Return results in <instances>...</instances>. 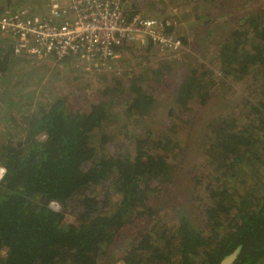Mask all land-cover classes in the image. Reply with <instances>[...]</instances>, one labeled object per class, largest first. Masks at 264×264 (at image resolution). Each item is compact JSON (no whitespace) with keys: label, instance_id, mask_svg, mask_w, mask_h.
Returning a JSON list of instances; mask_svg holds the SVG:
<instances>
[{"label":"trees","instance_id":"obj_1","mask_svg":"<svg viewBox=\"0 0 264 264\" xmlns=\"http://www.w3.org/2000/svg\"><path fill=\"white\" fill-rule=\"evenodd\" d=\"M4 1L0 0V16L9 10ZM126 15L131 18L134 14ZM243 26L249 29V38L235 29L220 44L219 68L223 77L236 82L245 81L251 70L259 71L260 99L257 106L251 103L247 120L240 118L248 123L242 130H234L235 120L223 116L213 122L204 144L205 161L212 160L223 170L221 176L234 181L232 185L241 178L238 174L244 167L264 160V10L246 15L240 24ZM4 39L0 37V51L6 49L0 75L9 71L7 65L13 56L22 57L14 53L9 39V46L3 48ZM144 72L131 79V98L123 103L135 117L148 116L154 104L151 92L147 94L136 83L146 80ZM207 77L211 78L210 70L190 69L184 74L175 93L182 111H188V103L197 97L206 103ZM17 92L23 94L21 89ZM25 96L0 100L4 119L19 123L25 131L23 138L0 142V167L5 170L0 181V252L4 250L0 264H97L137 208L143 209L147 218H156L148 206L155 192L152 185L160 178L170 181L171 168L165 158L152 153L154 144L147 136L135 138L132 157L110 153L107 134L96 139V132L104 130L110 114L106 100L83 110L58 97L25 114L32 107L31 101H24ZM258 133L263 134L259 146L250 151V141ZM228 158L231 162L226 164ZM257 187L248 188L243 198L230 194L228 184L207 188L209 202L201 209L206 235L181 221L179 236L174 238L167 236L163 222L156 223L151 238L129 245L124 264H219L237 248L239 255L233 264H257L264 259V185L260 192ZM115 194L120 200L111 204ZM52 202L79 208L80 223L61 224L62 214L48 207ZM169 248L183 253H179L180 260H172Z\"/></svg>","mask_w":264,"mask_h":264},{"label":"rangeland","instance_id":"obj_2","mask_svg":"<svg viewBox=\"0 0 264 264\" xmlns=\"http://www.w3.org/2000/svg\"><path fill=\"white\" fill-rule=\"evenodd\" d=\"M4 2L6 4L3 5L16 12L30 15L47 12L48 0ZM122 3L146 18H168L174 27L173 32L185 41L183 48L178 53L161 54L153 46L143 45L138 40L118 50L109 71L98 73L81 70L71 59L32 63L23 57L13 56L7 65L9 71L0 75V100L8 102L14 97L33 93L30 97L25 96V102H32V107L25 114L36 112L39 107L58 97L67 98L73 108L83 110H88L93 103L106 100L110 114L104 130L96 132V139L103 133L107 134L110 153L114 151L132 157L135 138L147 136L148 141L154 144L151 146L152 153L165 158L167 166H170L171 180L160 178L152 185L155 192L148 206L155 211L156 218H147L143 209L137 208L97 264H124L129 245L151 238L154 225L159 222L164 223L167 236L174 238L179 236L181 221L206 235L201 209L209 202L208 189L228 184L230 194L243 198L248 188L257 187L259 181L260 187L264 185L262 158L251 168L248 165L244 167L243 173L238 174L241 178L234 185V181L229 182L221 176L223 170L217 169L212 160L205 161L204 158V144L211 134L214 121L230 116L236 122L233 123L234 130L237 128L240 131L248 124L240 118L250 116L251 103H254L252 107L258 105L255 103L259 101L262 90L259 71L251 70L245 81L236 82L233 78L223 77L217 58L220 44L235 29L246 33L249 38V29L240 27L241 21L246 15L264 10V0H122ZM4 40L6 45L2 47L7 48L10 42L6 38ZM5 51H0L1 65L4 64ZM162 63H165L164 66H160ZM190 69L200 72L210 70L211 78L207 77L206 83L208 97L204 104L200 103L201 97L190 100L188 111H182L175 102V93L184 74ZM143 71H146L143 73L146 80L137 79L139 82L136 83H140L147 94L151 92L154 104L148 116L135 117L134 113L127 112L123 103L131 98V79L140 77ZM18 89L24 95L18 93ZM0 104H3L2 101ZM4 111L5 108H2L0 113ZM18 117L16 119L20 120ZM24 133L19 123L7 121L0 114V135L3 136L0 142L6 141V138H23ZM262 135L255 134L251 139L250 151L259 146L258 140ZM229 162L231 160L228 158L226 164ZM219 175L221 179L217 181ZM119 200L118 194L110 199L111 204ZM48 207L62 214L63 225L77 226L83 218L80 217L79 208L68 209L61 205ZM169 249L173 254L172 260H180L179 253H183L179 249V253L175 248ZM0 256H4V250ZM257 264H264V259Z\"/></svg>","mask_w":264,"mask_h":264},{"label":"built area","instance_id":"obj_3","mask_svg":"<svg viewBox=\"0 0 264 264\" xmlns=\"http://www.w3.org/2000/svg\"><path fill=\"white\" fill-rule=\"evenodd\" d=\"M0 34L12 39L16 55L32 61L71 57L80 69L96 72L110 69L116 49L137 34L146 35L161 52L181 46L160 23L128 19L119 0H48L43 16L8 10L0 16ZM3 173L0 168V179Z\"/></svg>","mask_w":264,"mask_h":264},{"label":"clouds","instance_id":"obj_4","mask_svg":"<svg viewBox=\"0 0 264 264\" xmlns=\"http://www.w3.org/2000/svg\"><path fill=\"white\" fill-rule=\"evenodd\" d=\"M119 2H120V4H121V7H122V9H123V11H124V14L126 15V13L127 12H130V13H132V14H134L131 18H128V19H133L134 17H139V18H141V19H144V20H153V21H156V22H158V23H160L163 27H164V33L166 34V35H169V36H172V37H176L179 41H180V43H181V46H180V49L179 50H175V51H172V52H168V51H166V52H161L160 50H159V48L155 45V44H153L152 43V40L151 39H149L146 35H144V34H137V35H134V37L131 39V40H129L128 42H125L121 47H119V48H117L116 49V53L118 52V50L119 49H121L122 47H124V45L125 44H132V43H134L135 41H138V40H140V42H141V44H148V45H151V46H153L157 51H159L161 54H172V53H178L182 48H183V41H182V39L181 38H179L174 32H173V29H174V27H173V25L171 24V22H170V20L168 19V18H163V19H159V18H146V17H143L142 16V14H140V13H136L135 11H133L132 10V8H128L127 6H125L123 3H122V0H119ZM128 9H131L132 11H127ZM28 14V13H27ZM28 15H30V14H28ZM44 15V14H43ZM43 15H32V16H43ZM126 17H127V15H126ZM0 37H3V38H6V39H9L10 40V42H11V44H12V48H13V43H12V39L10 38V37H7V36H2L1 34H0ZM17 56H19V55H17ZM117 56H118V53H117ZM22 57H24V56H22ZM25 58H27V57H25ZM28 59V58H27ZM50 59H52V58H49V59H47V60H50ZM68 59H71L72 60V62L74 63V64H76V62L71 58V57H67V58H65L64 60H62V61H56V62H64L65 60H68ZM28 60H30V61H32L31 59H28ZM54 60V59H53ZM43 61H45V60H43ZM33 62V61H32ZM37 62H42V61H37ZM113 63V62H112ZM112 66V65H111ZM110 69H111V67H110ZM110 69H108V70H101V71H92V72H96V73H98V72H107V71H109ZM82 70V69H81ZM86 71H91V70H86ZM1 169H3V168H1ZM4 170V169H3ZM4 174H5V170H4V173H3V176H4ZM3 176H2V178H3ZM2 178L0 179V181L2 180Z\"/></svg>","mask_w":264,"mask_h":264},{"label":"water","instance_id":"obj_5","mask_svg":"<svg viewBox=\"0 0 264 264\" xmlns=\"http://www.w3.org/2000/svg\"><path fill=\"white\" fill-rule=\"evenodd\" d=\"M239 255V249L226 256L219 264H233Z\"/></svg>","mask_w":264,"mask_h":264}]
</instances>
